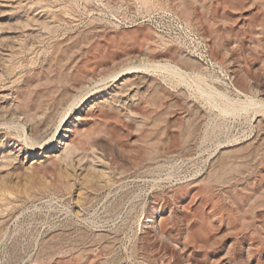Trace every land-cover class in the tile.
I'll use <instances>...</instances> for the list:
<instances>
[{"label": "rangeland", "instance_id": "rangeland-1", "mask_svg": "<svg viewBox=\"0 0 264 264\" xmlns=\"http://www.w3.org/2000/svg\"><path fill=\"white\" fill-rule=\"evenodd\" d=\"M0 264H264V0H0Z\"/></svg>", "mask_w": 264, "mask_h": 264}, {"label": "bare ground", "instance_id": "bare-ground-1", "mask_svg": "<svg viewBox=\"0 0 264 264\" xmlns=\"http://www.w3.org/2000/svg\"><path fill=\"white\" fill-rule=\"evenodd\" d=\"M72 141V140H71ZM73 142V141H72ZM160 223H158V225H159ZM162 228H160V230H161ZM163 233V232H162Z\"/></svg>", "mask_w": 264, "mask_h": 264}]
</instances>
